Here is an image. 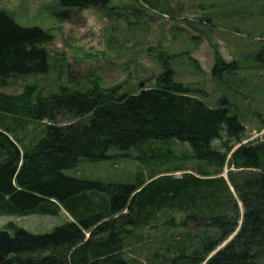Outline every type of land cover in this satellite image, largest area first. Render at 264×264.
Wrapping results in <instances>:
<instances>
[{
  "label": "trees",
  "instance_id": "obj_1",
  "mask_svg": "<svg viewBox=\"0 0 264 264\" xmlns=\"http://www.w3.org/2000/svg\"><path fill=\"white\" fill-rule=\"evenodd\" d=\"M113 1L57 0L54 15L69 21L75 11ZM54 40L48 30L24 27L0 10V86L50 73L47 46ZM160 59L165 69L155 85L136 94L97 84L48 96L38 95L36 86L17 96L0 93V216L65 211L72 219L45 234L13 224L0 230V264H131L124 256L127 240L174 213L184 217L178 227L195 226L168 245L185 264H264V142L243 144L246 127L228 102L210 107L192 96L175 80L168 58ZM256 60L264 61V49ZM237 69L217 56L213 73ZM175 143L191 150L181 166L149 169L134 182L65 173L130 149L142 164L160 167L176 157L160 161L155 150Z\"/></svg>",
  "mask_w": 264,
  "mask_h": 264
},
{
  "label": "rangeland",
  "instance_id": "obj_2",
  "mask_svg": "<svg viewBox=\"0 0 264 264\" xmlns=\"http://www.w3.org/2000/svg\"><path fill=\"white\" fill-rule=\"evenodd\" d=\"M0 10L24 27L39 26L55 37L47 46L50 73L12 78L7 86H0V93L17 96L36 86L38 95L48 96L62 87L85 91L97 84L103 90L119 87L122 93L136 94L155 85L165 69L160 59L164 55L175 80L192 96L210 107L228 102L246 127L243 144L264 142V61L256 60L264 49V0H114L107 8L75 11L69 21L54 15L57 0H0ZM217 56L238 69L216 76ZM154 153L160 161L176 159L160 167L144 165L130 149L126 156L111 152L108 160L83 161L65 173L102 182H134L147 178L149 169L168 172L181 166L180 159L191 150L187 144L175 143L160 145ZM171 216L175 226L165 225H172L165 222ZM183 218L167 214L158 225L137 231L126 242L125 258L131 264H185L181 253L168 250L195 230L192 224L178 227ZM71 220L65 211L58 217L0 216V230L13 224L45 234Z\"/></svg>",
  "mask_w": 264,
  "mask_h": 264
}]
</instances>
